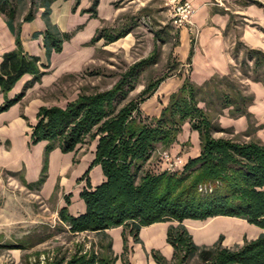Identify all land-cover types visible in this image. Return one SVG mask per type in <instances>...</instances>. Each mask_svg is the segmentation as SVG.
<instances>
[{"label": "trees", "instance_id": "16d2710c", "mask_svg": "<svg viewBox=\"0 0 264 264\" xmlns=\"http://www.w3.org/2000/svg\"><path fill=\"white\" fill-rule=\"evenodd\" d=\"M56 0H0V17L4 18L15 37V49L5 53L0 63V90L4 103L0 113L8 111L20 98L9 100L7 94L24 76L32 75L38 81L44 72L39 59L23 53L20 40L22 23L32 22L42 9L47 29L43 34L46 56L62 51L69 34L54 30L49 22L51 5ZM80 0H76L73 11ZM98 0L92 1L90 12L95 15ZM249 4H259L247 0ZM260 5V4H259ZM129 31L112 36L106 28L99 29L91 43L101 39L107 44L125 37ZM244 49L246 59L255 70H264V52L237 44ZM142 60L128 69L120 80L105 92L81 94L65 109L41 107L37 122L31 127L29 145L46 142L43 167L39 180L28 188H39L46 179L48 156L58 148L62 153L74 152L86 139L98 138L93 165H100L105 181L91 190L88 173L87 188L80 193L86 206L78 217L68 214L67 207L59 211L60 220L69 233L95 234L85 250L84 243L74 247L69 256H56L49 264H116L111 239L106 230L123 226L134 241L142 227L159 222H177L167 231V242L174 249L172 261L153 251L156 264H188L197 259L199 264H264V234L255 240H245L234 249L223 247L221 238L211 247H198L182 225L184 220H206L218 216L234 217L264 230V145L260 142L239 144L231 140L215 139L214 132L222 129L213 123L211 113L198 107L200 101L206 110L221 114L232 107V116H248L252 96L242 95L228 78H213L198 87L186 79L181 88L169 98L158 118L142 119L139 105L148 99L157 85H147L137 100L120 105L134 90L133 79L153 63ZM255 82L262 80L254 79ZM189 123L199 133L200 154L189 159L181 172H146L138 178L143 165L158 149H169L177 140L182 126ZM25 184V183H24ZM70 196H65L68 206ZM127 248L125 249V252ZM125 262V253L122 256Z\"/></svg>", "mask_w": 264, "mask_h": 264}, {"label": "crops", "instance_id": "0c3cea01", "mask_svg": "<svg viewBox=\"0 0 264 264\" xmlns=\"http://www.w3.org/2000/svg\"><path fill=\"white\" fill-rule=\"evenodd\" d=\"M115 0H99L98 19L90 14H81L87 9L89 0H81L73 12L74 0H56L51 5L49 22L61 34H69L70 39L63 43L60 53H52L48 58L43 45V34L47 26L40 9L32 22L22 23L20 40L23 53L39 59L44 75L34 80L32 75H24L7 94L9 100L20 96L19 100L6 112L0 113V171L21 174L22 183L31 185L39 180L43 167L46 142L30 146L31 127L36 123V114L44 105L43 91L50 89L62 76L79 71L93 54L90 45L96 31L113 20L117 11L112 3ZM264 4V0H257ZM195 8L191 25L180 29L179 43L175 48L178 69L156 87L153 94L139 105L143 116L158 118L167 106L169 98L176 93L186 79L198 87L204 86L213 78H228L242 95L252 96L247 108L248 116L234 117L232 107L222 110L213 118L223 132L214 133L216 138L233 139L241 143L260 142L264 145V84L242 75L239 55H234L237 44L245 48L264 52V10L256 5H229L223 9L212 0H189ZM193 31L196 35H193ZM15 49V37L8 29L4 18L0 17V63L5 53ZM253 63V62H251ZM188 64V65H186ZM189 66V71L185 70ZM4 95L0 90V106ZM198 107L208 113L204 102ZM96 145L85 149L79 145L74 152L62 153L58 148L48 156L47 176L37 188L45 199H50L60 187L74 188L70 193V203L60 201L59 209L67 207L72 217L83 215L86 210L80 193L87 188L86 181L77 182L89 170L88 181L91 190L100 186L105 178L100 165H93ZM173 155H179L184 163L200 154V138L189 123L182 126L176 142L169 148ZM33 189V188H31ZM36 190V188H34ZM61 196V193H60ZM177 222H159L142 227L139 241L136 242L123 226L110 228L105 233L111 239L116 264H156L152 252L156 251L168 262L174 255L173 247L167 242V231ZM184 228L198 247H211L221 238L222 246L234 249L264 234V230L248 224L245 220L218 216L206 220H184ZM71 235L70 233H68ZM72 236V235H71ZM93 238L95 234H79L77 238ZM127 251L125 252V249ZM125 253V262L122 256Z\"/></svg>", "mask_w": 264, "mask_h": 264}, {"label": "rangeland", "instance_id": "374dc122", "mask_svg": "<svg viewBox=\"0 0 264 264\" xmlns=\"http://www.w3.org/2000/svg\"><path fill=\"white\" fill-rule=\"evenodd\" d=\"M92 1L89 0L90 6L82 9L81 14L88 13L91 18L98 19V4L95 8L96 14L90 12ZM179 1L189 0H115L112 5L118 15L108 23H102L99 29H108L112 36L123 31L129 33L110 44L103 39L95 43L90 41L89 47L93 50L90 62L79 71L62 76L52 88L44 90L41 96L44 101L42 107L65 109L68 103L75 101L81 94L90 95L110 90L130 67L148 58L153 59V63L136 75L132 81L134 90L120 105L137 100L147 85L168 78L178 69L175 48L179 43L180 29L173 25V8ZM212 1L218 3L222 9L229 5H256L264 10V4L257 0L252 1H257L260 5H247V0ZM75 2L76 0L72 8ZM189 25L191 23L185 27ZM192 33L196 35L195 31ZM234 55H239L242 75L250 80L259 79L264 82V70L261 68L255 70L252 61L246 59L244 49H239ZM39 67L41 70L40 65ZM184 69L189 71V66H185ZM139 114L142 119H152L143 116L140 110ZM221 114H217L213 109L212 121ZM226 140L245 144L233 139ZM96 142L98 143V138L94 140L87 138L76 148L82 145L88 150V147ZM163 152L170 153L169 149L155 151L141 168L138 178L149 171L164 172L160 160ZM183 167L180 166L172 173L181 172ZM34 188L30 189L22 183L21 174L0 171V264H49L58 255L69 256L74 247L80 243H84L85 250H89L90 242L94 241L93 238L88 237L77 238L79 234L69 235L67 226L59 217L60 201L66 203L64 197L77 189L63 187L61 191L59 187L50 199H45L38 193L37 188L36 190ZM188 264H199V262L197 259H192Z\"/></svg>", "mask_w": 264, "mask_h": 264}, {"label": "built area", "instance_id": "2783aa9c", "mask_svg": "<svg viewBox=\"0 0 264 264\" xmlns=\"http://www.w3.org/2000/svg\"><path fill=\"white\" fill-rule=\"evenodd\" d=\"M195 14V8L189 1H179L173 8V25L178 28H184L191 23V19ZM163 164V171L173 172L180 166H184V162L179 155H173L169 152H163L160 155Z\"/></svg>", "mask_w": 264, "mask_h": 264}]
</instances>
